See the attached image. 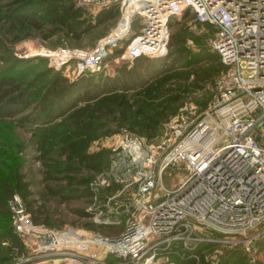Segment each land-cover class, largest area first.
<instances>
[{
  "label": "built area",
  "instance_id": "built-area-1",
  "mask_svg": "<svg viewBox=\"0 0 264 264\" xmlns=\"http://www.w3.org/2000/svg\"><path fill=\"white\" fill-rule=\"evenodd\" d=\"M77 3L93 10L117 4L119 20L90 50L45 52L55 68L73 59L75 76L98 71L110 47L132 33L137 19V33L125 47L124 59L165 55L169 21L188 9L196 21L215 28L211 48L227 69L216 77L204 106L185 103L163 123L157 143L125 129L117 135L113 165L93 178L89 187L100 223L113 224L118 215L123 216L118 233L43 228L32 223L23 199L13 194L8 205L14 231L26 247L50 255L44 261L28 262L31 254L18 262L109 264L115 258L118 264H179L189 258L198 262L195 251L201 243L221 241L212 233L235 238L256 229L247 241L263 237L264 0ZM180 162L183 175L166 186L162 172ZM118 166L125 171L115 173ZM113 185L115 193L108 196L103 187Z\"/></svg>",
  "mask_w": 264,
  "mask_h": 264
},
{
  "label": "trees",
  "instance_id": "trees-1",
  "mask_svg": "<svg viewBox=\"0 0 264 264\" xmlns=\"http://www.w3.org/2000/svg\"><path fill=\"white\" fill-rule=\"evenodd\" d=\"M119 14L117 4L93 13L73 0H11L4 17L11 28L41 30L49 26V36L60 33L65 39L79 41L105 23L115 24ZM188 15L192 14L187 9L181 18ZM136 23L135 20L133 25ZM186 39L181 31L170 33L166 54L173 56L171 62L162 67L153 59L140 56L129 68H123L121 77L102 80L91 73H81L71 80L61 71L43 70L24 82L15 74L2 72L0 139L11 124H36L32 138L40 151L45 179L61 180L69 187L66 191L47 187L46 194L61 199L90 197L92 179L85 178L82 170L99 171L104 164V153L89 151L93 141L124 129L153 141L185 96L214 80L210 72L196 67L201 55L188 51ZM180 62L182 70L174 66ZM44 78L49 79L45 82ZM175 80L186 85L175 88L171 86ZM206 102L207 99L199 106ZM34 108L36 111L31 112ZM20 166L18 163L0 173V264H20L16 259L26 251L11 223L8 201L13 194L23 199L32 223L51 224L48 213L38 204L40 197L32 191L33 182L20 171ZM80 212L89 216L86 211ZM202 251L201 247L195 251L198 262L189 258L179 264H206ZM191 253L187 251V255ZM109 261L115 263L113 258Z\"/></svg>",
  "mask_w": 264,
  "mask_h": 264
},
{
  "label": "rangeland",
  "instance_id": "rangeland-1",
  "mask_svg": "<svg viewBox=\"0 0 264 264\" xmlns=\"http://www.w3.org/2000/svg\"><path fill=\"white\" fill-rule=\"evenodd\" d=\"M77 3L78 0H73ZM11 0H0V74L2 72H9L15 74L18 80L28 81L37 72L52 70L61 71L63 75L69 79H75L73 68L76 61L73 59L67 60L59 68H55L51 63V57L44 54L45 52H55L57 49H77L87 51L106 34H108L116 25L119 17L114 24V21L105 23L98 28L94 29L91 33L83 36L81 40L74 41L72 39H65L60 33L49 36V26H44L41 30L36 28H11L5 20V12L8 10ZM89 12H96L97 9H92L88 6ZM120 16V14H119ZM138 20V19H137ZM136 20V21H137ZM180 21V22H178ZM136 23L134 28L138 27ZM132 29V33L124 40H121L115 47H110L106 53L101 67L98 71L91 73L95 79H105L112 77H121L123 68H129L133 61H127L123 57V51L128 45L129 41L137 33V29ZM170 33L181 31L187 37L186 46L189 52L200 53L201 58L196 63V67L210 72L212 83L209 80L203 88H198L185 96L183 104L193 102L199 105L209 99L211 95V87L216 77L227 68L221 62L219 55L211 48V39L215 33V28L207 23L196 21L192 15H188L185 19L181 15L173 16L169 22ZM147 57V56H146ZM173 56L167 57V54L162 56L148 57L154 60L158 66H162L167 62H171ZM181 70L184 69L181 66ZM128 65V66H127ZM163 67V66H162ZM90 73V72H86ZM192 77V76H191ZM190 77V78H191ZM215 77V78H214ZM45 82L49 78H44ZM186 85L181 80H175L173 87H181ZM181 105V106H182ZM28 111H31L28 110ZM34 108L31 112H35ZM27 113V111L25 112ZM36 124H11V127L6 129V133L0 139V173H4L8 168L20 163V171L33 182L32 191L38 199V204L42 207L43 211L48 213L50 225L43 224V228H50L64 233L67 229L73 228L79 230L83 234L90 231L99 232L102 234H115L118 233L123 227V216L118 215V220L113 224H102L98 221L97 216V203H95L94 193L90 197H68L61 199L59 196H51L46 194L47 187L53 189H60L66 191L69 187L63 181L46 180L44 177V165L40 157V151L32 138V129ZM163 127V125H162ZM122 130L114 131L110 134L103 135L99 139L91 143L90 152L104 153V164L99 171L82 170V175L85 178L93 179L103 170H107L113 165V158L115 153V143L117 142V135ZM161 133L156 139L151 142L157 143ZM59 150L56 148V152ZM125 171V167L118 166L114 168L117 174ZM185 171L183 163L174 165H167L162 172V180L166 186H172L178 182L179 178ZM110 174V172H109ZM116 185L112 188L103 187V191L111 196L115 193ZM101 190V189H100ZM102 191V190H101ZM80 211L89 213L87 216ZM44 217V215H43ZM260 230V229H259ZM258 230L253 229L246 236L225 237L218 233H212V237L219 239L218 242L201 243L197 247L203 249L202 253L206 256V264H264V236L256 241H247V236H251ZM28 262H39L49 258L50 255L44 253H37L31 246L26 247L23 256L16 259L31 256ZM47 256V257H46ZM53 257V256H51ZM115 259V258H113ZM116 260V259H115ZM119 262V261H117ZM21 264V263H20ZM118 264V263H114Z\"/></svg>",
  "mask_w": 264,
  "mask_h": 264
},
{
  "label": "crops",
  "instance_id": "crops-1",
  "mask_svg": "<svg viewBox=\"0 0 264 264\" xmlns=\"http://www.w3.org/2000/svg\"><path fill=\"white\" fill-rule=\"evenodd\" d=\"M135 29V28H134Z\"/></svg>",
  "mask_w": 264,
  "mask_h": 264
}]
</instances>
